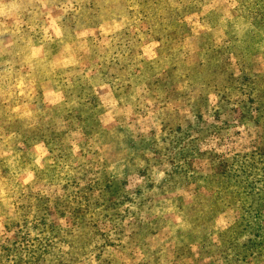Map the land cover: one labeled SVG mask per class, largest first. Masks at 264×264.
I'll return each mask as SVG.
<instances>
[{
    "label": "rangeland",
    "instance_id": "374dc122",
    "mask_svg": "<svg viewBox=\"0 0 264 264\" xmlns=\"http://www.w3.org/2000/svg\"><path fill=\"white\" fill-rule=\"evenodd\" d=\"M0 264H264V0H0Z\"/></svg>",
    "mask_w": 264,
    "mask_h": 264
}]
</instances>
